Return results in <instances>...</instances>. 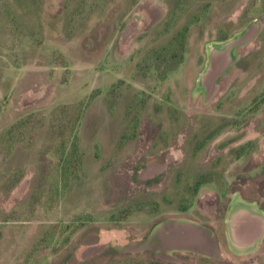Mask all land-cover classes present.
<instances>
[{"label":"rangeland","instance_id":"374dc122","mask_svg":"<svg viewBox=\"0 0 264 264\" xmlns=\"http://www.w3.org/2000/svg\"><path fill=\"white\" fill-rule=\"evenodd\" d=\"M236 204L264 215V0H0V264H264Z\"/></svg>","mask_w":264,"mask_h":264},{"label":"water","instance_id":"95a60500","mask_svg":"<svg viewBox=\"0 0 264 264\" xmlns=\"http://www.w3.org/2000/svg\"><path fill=\"white\" fill-rule=\"evenodd\" d=\"M234 44H228L220 51L211 52L208 75L213 79L229 62ZM244 214L246 220H235L239 214ZM227 220V236L231 245L238 250H248L255 247L264 237V215L251 204H236L229 210ZM195 228L179 230L181 236L194 234ZM195 237V236H194ZM191 235V238H194Z\"/></svg>","mask_w":264,"mask_h":264},{"label":"trees","instance_id":"16d2710c","mask_svg":"<svg viewBox=\"0 0 264 264\" xmlns=\"http://www.w3.org/2000/svg\"><path fill=\"white\" fill-rule=\"evenodd\" d=\"M186 32H187V28H184V29H181V30H178V32L176 33L175 36H173V42H171L169 45L170 47H167L165 50L168 52L169 49L171 48V59H175L177 58L178 54L180 53L181 51V48L183 47V42L186 38ZM72 132V131H71ZM71 134V133H70ZM70 139H71V136H68L66 137V139H63V142H62V145H61V148H60V152H58L57 154V157H58V160L60 161V163H64V170H63V173H61V178L60 180L56 181V185L57 187H59V185L61 183H64L63 181L67 179L68 177V172L69 170L71 169V158L73 157V155H75L73 153V151L67 153L66 151V148H67V144L70 143ZM76 146V141L74 139V141L72 142V147H75ZM200 184H203L205 182H198ZM63 186V185H62ZM56 227V226H55ZM54 227V230H52L50 233H51V236L52 238H50V240H53L54 239V236L56 234V232L58 231L56 227Z\"/></svg>","mask_w":264,"mask_h":264},{"label":"flooded vegetation","instance_id":"af4514ba","mask_svg":"<svg viewBox=\"0 0 264 264\" xmlns=\"http://www.w3.org/2000/svg\"><path fill=\"white\" fill-rule=\"evenodd\" d=\"M227 214H228V213H227ZM243 215H244V214L240 213L239 216L236 217L235 220H246L245 217H244ZM225 220H229L228 215H227V219H225ZM263 238H264V237H263Z\"/></svg>","mask_w":264,"mask_h":264}]
</instances>
